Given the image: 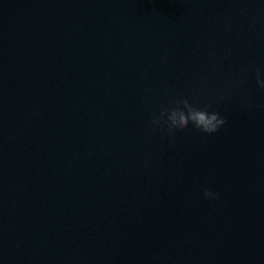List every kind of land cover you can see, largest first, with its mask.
<instances>
[{
    "label": "water",
    "instance_id": "1",
    "mask_svg": "<svg viewBox=\"0 0 264 264\" xmlns=\"http://www.w3.org/2000/svg\"><path fill=\"white\" fill-rule=\"evenodd\" d=\"M255 68L264 0H0V264H264Z\"/></svg>",
    "mask_w": 264,
    "mask_h": 264
},
{
    "label": "clouds",
    "instance_id": "2",
    "mask_svg": "<svg viewBox=\"0 0 264 264\" xmlns=\"http://www.w3.org/2000/svg\"><path fill=\"white\" fill-rule=\"evenodd\" d=\"M253 69L246 68L245 75ZM257 85L264 89V73L259 68L254 69ZM227 122L226 118L217 111L211 110L210 105L197 106L189 101L187 97H178L171 106L162 107L157 114H153L151 124L162 131L175 135L183 131L191 124L200 132L212 134L217 132ZM203 196L210 200L219 199L220 193L212 191L206 184L202 186Z\"/></svg>",
    "mask_w": 264,
    "mask_h": 264
}]
</instances>
